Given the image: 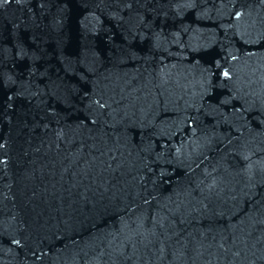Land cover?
Wrapping results in <instances>:
<instances>
[{
    "label": "water",
    "instance_id": "water-1",
    "mask_svg": "<svg viewBox=\"0 0 264 264\" xmlns=\"http://www.w3.org/2000/svg\"><path fill=\"white\" fill-rule=\"evenodd\" d=\"M0 264H264V0H0Z\"/></svg>",
    "mask_w": 264,
    "mask_h": 264
}]
</instances>
